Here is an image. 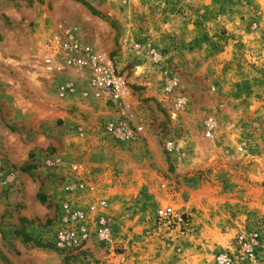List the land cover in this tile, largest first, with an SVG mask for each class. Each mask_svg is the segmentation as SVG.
<instances>
[{
	"label": "rangeland",
	"instance_id": "obj_1",
	"mask_svg": "<svg viewBox=\"0 0 264 264\" xmlns=\"http://www.w3.org/2000/svg\"><path fill=\"white\" fill-rule=\"evenodd\" d=\"M0 264H264V0H0Z\"/></svg>",
	"mask_w": 264,
	"mask_h": 264
},
{
	"label": "built area",
	"instance_id": "obj_2",
	"mask_svg": "<svg viewBox=\"0 0 264 264\" xmlns=\"http://www.w3.org/2000/svg\"><path fill=\"white\" fill-rule=\"evenodd\" d=\"M100 84L101 83L99 82L98 85ZM111 85V89H108L105 92V96L109 99H115L118 97L119 83L116 80H113ZM104 88L106 89V86ZM83 218L84 216L81 213L69 215L66 221L70 224L74 223V225L66 226L56 234V244L63 248H72L85 242L89 237V233L82 227L81 224H79ZM154 218L157 223L176 230L180 236L185 234L186 224L182 220L181 215L176 213L173 207L166 206L157 209L154 212ZM95 221L96 237L101 242H105L106 244L110 243V228L108 219L106 217H100Z\"/></svg>",
	"mask_w": 264,
	"mask_h": 264
},
{
	"label": "crops",
	"instance_id": "obj_3",
	"mask_svg": "<svg viewBox=\"0 0 264 264\" xmlns=\"http://www.w3.org/2000/svg\"><path fill=\"white\" fill-rule=\"evenodd\" d=\"M94 193H95V192H94ZM94 193H93V194H94ZM95 194L97 195V193H95ZM96 195H95V196H96ZM104 196L108 197L109 200H114V198H115V197L112 195V193H111L110 191H109V192H105V193H104ZM112 196H113V197H112Z\"/></svg>",
	"mask_w": 264,
	"mask_h": 264
}]
</instances>
